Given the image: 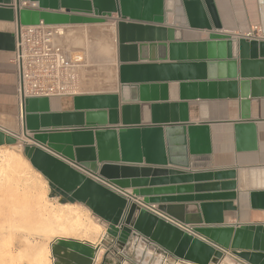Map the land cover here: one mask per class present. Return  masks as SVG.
<instances>
[{"label":"water","instance_id":"1","mask_svg":"<svg viewBox=\"0 0 264 264\" xmlns=\"http://www.w3.org/2000/svg\"><path fill=\"white\" fill-rule=\"evenodd\" d=\"M12 2L0 0V21L16 22L18 31L116 22L120 94L76 95L74 110L65 113H52L49 98L28 99L23 135L35 145L0 130V146H21L58 195L86 205L108 224L107 235L122 253L148 240L149 250L191 264H220L229 252L240 262L264 264V224L225 225L224 214L236 210V172L204 171L213 167L210 127L192 125L189 117L190 101L239 98V74L230 77V65L240 64L241 78H264L249 76L257 67L264 70V40L248 43L249 60H239L238 41L228 35L187 42L182 29L167 26L165 0H16V7ZM182 4L190 29L222 30L214 0ZM16 39L0 33V49L15 51ZM167 48L170 63L136 65L158 51L166 61ZM171 82L179 83V102L168 103ZM140 103L152 104L151 126H140ZM235 126L238 148L256 151L255 123ZM63 127L84 130L48 131ZM140 197L146 207L200 202L202 224L188 233L141 208L134 202ZM250 204L264 210V192L251 193ZM99 249L66 239L51 245L55 264H95Z\"/></svg>","mask_w":264,"mask_h":264},{"label":"crops","instance_id":"2","mask_svg":"<svg viewBox=\"0 0 264 264\" xmlns=\"http://www.w3.org/2000/svg\"><path fill=\"white\" fill-rule=\"evenodd\" d=\"M165 3L167 26L182 29L184 31L185 41H206L209 40L210 36L213 34L228 35L238 41L237 53L239 60H249L250 49L248 43L252 41V39H248L244 37V35L254 26L262 27L264 32V0H214L218 18L222 25V30L220 31L190 29L186 21L182 0H165ZM12 4V6L16 7V0H13ZM21 7L38 9L37 6L30 3H22ZM59 13H65V11L61 10ZM113 18L119 19L117 15H113ZM99 24L109 27V29L106 30V35H109L108 37L110 40H113L115 43L114 64L112 59H109L111 56L98 52V58L100 60L96 67L85 64L78 70L79 92L77 95L120 94L119 68L121 64L118 60L117 23L111 21ZM142 24L151 25L146 23ZM84 25L85 24H73L56 27L59 29L60 33L62 32L58 38V42H61L63 36H66L64 39L70 36L73 32L70 31L71 29L79 28ZM17 31L16 22L0 21V33L16 34ZM13 58L14 51L0 49V130L4 131L6 134L18 137L20 142L26 141L28 145H35L23 135V121L21 119L17 98L16 70L12 62ZM163 59V56L158 51L156 58H152L151 54H149L145 62H138L136 65H161L170 63L168 48L166 49L167 60L165 61ZM98 62L94 63L97 64ZM133 64L135 63H131V65ZM236 71H238L239 74L237 80L239 83V98L190 101V124H206L210 127L213 167L210 170L204 171L236 172L237 198L233 202L236 210L224 214L225 225H234L236 227L240 225H261L264 224V210L253 209L251 207L250 194L264 192V88L260 85V81H263L264 78H241L240 64L237 69L233 65H230V77H232ZM250 71L249 76L264 77V70L261 66L257 67L256 72L254 70ZM167 95L169 99L168 103L179 102V83H169ZM120 105L122 106L124 104L121 103ZM138 105L140 106V126H151L152 104L140 103ZM50 109L52 113L72 112L74 110L73 97L50 99ZM249 121L254 122L257 129L256 151L240 150L238 148L235 125L236 123ZM117 127L123 126L120 123L118 126H108L107 128ZM71 128L74 127H63L62 129H50L48 131L84 130ZM89 129L98 130L99 128ZM65 163L68 162L65 161ZM189 171L193 173L199 172ZM84 174L90 177V175ZM127 191L128 193H132L133 190ZM116 192L120 194V192ZM142 201L143 198L141 197L135 198L134 200L141 208L150 211L188 233H191V229L194 226L202 224L200 202H175L169 204H154L150 207H146L141 203ZM100 226L105 230L108 228V224L105 222L104 226ZM106 240L109 246L116 245V241L108 235H106ZM115 253L117 256H120L116 251ZM132 253L133 251L131 249L129 255ZM230 262L233 264H246L245 262H240L231 252Z\"/></svg>","mask_w":264,"mask_h":264},{"label":"rangeland","instance_id":"3","mask_svg":"<svg viewBox=\"0 0 264 264\" xmlns=\"http://www.w3.org/2000/svg\"><path fill=\"white\" fill-rule=\"evenodd\" d=\"M108 29L109 27L107 25H102L99 23L85 24L82 27L71 29L70 31H73V32L70 34V36H68L65 39L64 37L66 36H63L61 39V42L60 43L58 42V43L69 53L83 55L85 58L86 65L96 67L99 64L98 61L100 59L98 58V52H102L104 54L111 56V58L109 56L108 57L109 59H112V62L114 64L115 43L113 40H110V38L108 37L109 35H106V30ZM94 62L95 63L98 62V63L95 64ZM17 147L18 146L13 147V146L4 145V146H0V151H3V152L7 151L8 153H11L12 151L16 152ZM19 154H22V155H19ZM15 161H16V165L12 168L7 167L6 165L3 166V164L1 163L2 165H0V169L2 168V166L3 168L0 170V173H1L0 179L1 180H3V178L5 179V185L0 189V191L4 190L2 193L7 194L8 193L7 189H9V187L12 184H13L12 186H15V187L16 185L17 186L19 185V187H17L18 192L14 191V189L12 190L14 191L15 197L16 196L18 198L20 197L21 200L24 199L23 204H25L26 206V209H24V213L28 214L26 219L29 221L26 220L27 222L17 223L15 221L7 220L8 218H6L5 216V214H7V211L4 212L5 210L4 211L1 210L0 219L2 221L0 220L1 221L0 223L1 224L0 225V242L2 241V243H0V246H1L0 264H54L55 260L52 255L51 245L56 243L57 240H61V239L76 240L82 243H86L94 248H100L96 256L95 264H184V263H181L184 261L178 260L173 256H170L166 259L167 257L166 255L164 256L163 254H158L157 252L153 250L151 251L149 250V248H144V247H139L133 254L130 255L131 261L129 260L125 261L123 257L117 256L115 251L107 244L108 242L106 240L107 230H105V234L103 235V237L102 235H100L98 237V240L96 241L94 240V238H97V236H95L93 240H87V239H83L82 236H79L76 238L72 236L68 237V236L58 234V232H54L50 234L51 231H49L48 235H46L44 232L41 233V231L37 230V228L40 225V222L41 224H45L42 226H47L48 224L54 222L55 221L53 217L54 214L56 212L61 213V210L64 209L65 207L80 206V208L83 210L84 221L87 224H91V223L95 224L97 222L96 224L104 226V221L100 219L97 215H95L92 212V210H90L86 205L82 203H77V202H68V200L58 195V193L56 192L54 187L50 184V182L31 165V163L24 156L23 153H17L15 155ZM21 187H23L24 189ZM20 192H22L23 194H21ZM12 194L13 193L10 192L9 195L7 196L5 195V196L6 198H10L11 196L14 197V194L13 195ZM13 197L10 199V202L13 199ZM31 197H34V199ZM3 198L5 197H1V199ZM38 203L40 204L39 207L41 205L42 207L39 208ZM31 205H32V208H31ZM28 209H31V212ZM25 210L27 211V213ZM37 215H40V217L43 216L42 219L39 218V216ZM50 218H52L53 220ZM35 219L38 222L35 221ZM28 223L30 225H28ZM35 223H38V224L35 225ZM10 224L14 228L11 227ZM14 229L17 231L15 233L17 234L19 233L18 235L17 234L14 235V232H13ZM23 229L27 231L25 235H23ZM44 229L45 227L40 230L43 231ZM53 231H56V227L53 229ZM80 232H81V229H80ZM1 237H3L2 240H1ZM24 237L26 239L28 237V239L25 240ZM11 238H12V241H11ZM16 238H18V240ZM20 239L22 240V242ZM104 239L106 242L104 241ZM6 241H8V245L10 244L11 245L8 246L6 244ZM91 243H94V244H91ZM3 249L6 250V253ZM220 264H233L232 262H230V252L226 254L225 258L220 262Z\"/></svg>","mask_w":264,"mask_h":264},{"label":"built area","instance_id":"4","mask_svg":"<svg viewBox=\"0 0 264 264\" xmlns=\"http://www.w3.org/2000/svg\"><path fill=\"white\" fill-rule=\"evenodd\" d=\"M16 35L12 62L16 70L17 98L21 119L24 121L23 109L26 100L71 98L78 94V70L85 65V58L80 54L69 53L58 43L61 33L56 27L43 25L22 27ZM244 37L264 40V32L262 27L254 26ZM149 245L148 240L137 241L132 243L127 253L118 251L116 245L110 247L125 261H131L129 255L131 249L134 253L139 247L149 248ZM166 256V259L170 257ZM54 260L56 263L57 260Z\"/></svg>","mask_w":264,"mask_h":264},{"label":"bare ground","instance_id":"5","mask_svg":"<svg viewBox=\"0 0 264 264\" xmlns=\"http://www.w3.org/2000/svg\"><path fill=\"white\" fill-rule=\"evenodd\" d=\"M17 132V131H16ZM20 136V135H19ZM22 136V135H21ZM25 140V139H24ZM17 153H22V147L21 146H18L17 147V149H16V152L15 151H12L11 153H8L7 151L6 152H3V151H0V165H2L3 164V166H7V167H10V168H12V167H14L15 165H16V161H15V155L17 154ZM19 155H22V154H19ZM2 163V164H1ZM3 166H2V168H3ZM1 168V169H2ZM9 168V169H10ZM0 169V170H1ZM16 170V169H15ZM3 172V171H2ZM14 172V171H13ZM16 172V171H15ZM18 172V171H17ZM13 174V173H12ZM0 175H1V173H0ZM24 175V174H23ZM16 183V182H15ZM20 183V182H19ZM17 184V183H16ZM5 185V179L3 178V180H1L0 179V189L3 187ZM13 185V184H12ZM10 186L9 187V189H7L8 191V193L10 194V192H12L13 194H14V191H17L18 190V188L17 187H19V185L17 186L16 185V187L15 186ZM8 186V185H7ZM26 186V185H25ZM21 188H23V187H21ZM12 189H14V191L12 190ZM20 189V188H19ZM24 189V188H23ZM22 189V190H23ZM26 190H27V188H26ZM4 191V190H3ZM3 191H0V212H1V210H5L4 212H6L7 211V214H5V216H6V218H8L7 220H10V221H15V222H17V223H24V222H27V221H29V220H27L26 219V217L28 216V214H25L24 213V209H26V206H25V204H23L24 203V199L23 200H21V198L19 197H15V194H14V197L13 196H11L10 198H6V196L7 195H9L8 193L7 194H3L2 192ZM25 191V190H24ZM18 192V191H17ZM21 194H23L22 192H20ZM28 193V192H27ZM12 194V195H13ZM25 194V193H24ZM4 195V196H3ZM6 195V196H5ZM26 196V195H25ZM1 197H5V198H3V199H1ZM13 197V199L12 200H14V201H12L11 200V202H10V199ZM35 197V196H34ZM34 197H31V198H33L34 199ZM14 198H16V199H14ZM24 198V197H23ZM29 198V197H28ZM27 199V198H26ZM28 200V199H27ZM34 201V200H33ZM41 201V200H40ZM26 203V202H25ZM33 204V203H32ZM39 203H38V207H39ZM73 206V205H72ZM40 207H42V205L40 206ZM39 207V208H40ZM65 207V206H64ZM29 208H30V206H29ZM31 208H32V205H31ZM83 208V207H82ZM34 209V208H33ZM28 210H30V212H31V209H28ZM49 210V209H48ZM26 211V210H25ZM88 211V210H87ZM32 212H33V210H32ZM26 213H27V211H26ZM4 214V213H3ZM32 214V213H31ZM35 214V213H34ZM41 214V213H40ZM42 215H44V214H42ZM46 215V214H45ZM37 216H39V218H41L42 219V217H40V215H37ZM34 217V216H33ZM50 217V216H49ZM54 222H52V223H50V224H48L47 226H42V225H45V224H41V222H40V225H39V227L37 228V230L38 231H41V233L42 232H44L46 235H48V233H49V231H51L50 232V234H52V233H54V232H58V234H61V235H64V236H68V237H70V236H72V237H79V236H82L83 237V239H87V240H93V238L95 237V236H97V238H94V240L96 241V240H98V237L100 236V235H102V237H103V235L105 234V229L103 228V227H101L99 224H87L85 221H84V214H83V210L80 208V206H74V207H65L64 209H62L61 210V213L59 212V213H55L54 214ZM87 218H88V216H87ZM44 219V218H43ZM50 219H52V218H50ZM91 219V218H90ZM1 220V219H0ZM27 220V221H26ZM40 220V219H39ZM45 220V219H44ZM53 220V219H52ZM2 221V220H1ZM1 221H0V223H1ZM35 221H37L36 219H35ZM41 221V220H40ZM46 221V220H45ZM4 222V221H3ZM38 222V221H37ZM47 222H49V221H47ZM45 223V222H44ZM3 224V223H2ZM27 224V223H26ZM32 224V223H31ZM36 224H38V223H35V225ZM1 225V224H0ZM11 225V224H10ZM15 225V224H14ZM17 225H19V224H17ZM16 225V226H17ZM21 225V224H20ZM28 225H30L29 223H28ZM8 226V225H7ZM34 226V225H33ZM11 227H13L12 225H11ZM11 227H10V229H11ZM22 227V226H21ZM21 227H20V229H21ZM24 227V226H23ZM35 227H37V226H35ZM45 227V229H46V231H45V229L42 231V230H40V229H43ZM56 227V231H53V229ZM14 228V227H13ZM1 229H3V228H1ZM5 229V228H4ZM19 229V228H18ZM80 229H81V232H80ZM15 230V229H14ZM13 230V232H14V235L15 234H17V233H15V232H17L16 230L14 231ZM36 230V231H37ZM48 230V231H47ZM8 231V230H7ZM37 231V232H38ZM20 232V231H19ZM27 231H25L24 229H23V235H25V233H26ZM9 233H10V231H9ZM30 233H32V232H30ZM19 234V233H18ZM17 234V235H18ZM5 235V234H4ZM3 235V236H4ZM16 235V236H17ZM23 235H22V237H23ZM27 235V234H26ZM31 235V234H30ZM15 236V237H16ZM20 236V235H19ZM28 236V235H27ZM2 238L3 237H1V240H2ZM19 238V237H18ZM18 238H16L17 240H18ZM25 238V237H24ZM27 239H28V237H27ZM26 238H25V240H27ZM17 240H16V242H17ZM21 240V239H20ZM19 240V241H20ZM24 240V239H23ZM11 241H12V238H11ZM4 242V241H3ZM21 242H22V240H21ZM0 243H2V241L0 242ZM6 244L8 245V241H6ZM10 244V243H9ZM22 244V243H21ZM11 245V244H10ZM10 245H8V246H10ZM18 245V244H17ZM23 245V244H22ZM7 247V246H6ZM4 248V247H3ZM0 249H1V246H0ZM4 250V249H3ZM2 250V251H3ZM1 251V250H0ZM5 251V253H6V250H4ZM11 252V251H10ZM1 253H3V252H1ZM9 254V253H8ZM3 257V256H2ZM0 258H1V256H0ZM4 258V257H3ZM181 263H184V264H191V263H188V262H181Z\"/></svg>","mask_w":264,"mask_h":264}]
</instances>
